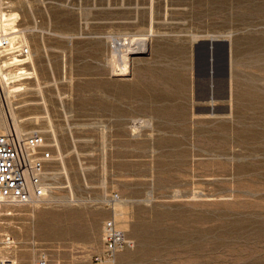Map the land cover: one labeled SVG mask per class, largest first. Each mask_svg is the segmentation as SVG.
<instances>
[{"label":"rangeland","instance_id":"1","mask_svg":"<svg viewBox=\"0 0 264 264\" xmlns=\"http://www.w3.org/2000/svg\"><path fill=\"white\" fill-rule=\"evenodd\" d=\"M0 11L16 12L30 48L18 66L0 57L24 86L7 97L53 154L45 201L0 203V255L264 264V0H0ZM208 32L231 42V97L213 109L193 76L195 36ZM114 39H133L124 74ZM18 67L37 75L17 80ZM107 220L125 243L96 261Z\"/></svg>","mask_w":264,"mask_h":264},{"label":"built area","instance_id":"2","mask_svg":"<svg viewBox=\"0 0 264 264\" xmlns=\"http://www.w3.org/2000/svg\"><path fill=\"white\" fill-rule=\"evenodd\" d=\"M29 46L19 37L0 35V57L5 55L9 67L26 63ZM14 57L19 59L13 61ZM53 154L45 135L40 130L19 134L14 127L0 132V202L8 204H30L43 202L51 190L49 172ZM1 243L11 248L14 244L9 235ZM125 236L111 220L103 225L102 250L94 255L96 261L112 259L124 245ZM0 264H22L10 253L0 255ZM34 264H48L45 254L35 258Z\"/></svg>","mask_w":264,"mask_h":264},{"label":"bare ground","instance_id":"3","mask_svg":"<svg viewBox=\"0 0 264 264\" xmlns=\"http://www.w3.org/2000/svg\"><path fill=\"white\" fill-rule=\"evenodd\" d=\"M16 12H10V13H6L4 11H0V35L1 34H9L12 37H15L16 35H18V32H21V30H19L18 28L14 27V20L16 17ZM200 36H206L207 38H220L219 36H230V33H225V34H218V33H205V34H199L195 36V40L200 39ZM143 44H141L137 49H135V51L138 52H142L144 51L146 44H145V37L141 38ZM113 53H117L119 52V56L122 60V68L120 67L119 71L124 74L126 73L127 70V63H128V54L133 51L134 49H132V43H133V39H125V40H113ZM125 48V49H123ZM220 49V47H219ZM217 51V50H216ZM218 52H215V55L212 53V55L215 58V62L213 64V66L215 67V71H216V75L215 78H213L211 80V82H215V83H219V79H220V74H219V70H220V52L219 55H217ZM29 56L30 54L26 57V61H29ZM118 56V57H119ZM197 67L198 70L201 72L202 70H204L203 68V55L201 53V51L197 52ZM19 59H16L14 57L13 61H18ZM115 61V60H114ZM113 62V61H111ZM120 63V62H119ZM6 66V62H3V64H0V90L3 91L4 93V97L2 94V98L4 101V112H3V117L0 118V126H4L5 129L10 126V127H14V129L19 133V134H25L26 132H23L21 127L18 124V117L15 115L12 105L10 103V100L7 97V94H13L14 91H19L21 89H24V86H22V83H15V84H9V80L7 77V73L2 70V67ZM17 73L16 76L17 80L19 79H23V78H27V77H31V76H36V71L33 70L31 72H27L26 70H24L23 67H18L17 69ZM14 70V71H16ZM13 71V75L14 74ZM33 74V75H31ZM10 76V75H9ZM11 77V76H10ZM216 84V86H217ZM5 98H6V103L5 104ZM207 101L210 104L211 109H213V105H215L216 100L213 99H209V100H204ZM210 113V112H209ZM214 112H211L210 114H213ZM4 129V130H5ZM4 130L0 129V132H3ZM30 132V131H29ZM28 133V132H27ZM69 183V182H68ZM72 192V191H70ZM73 194V193H72ZM1 203V202H0ZM117 214V213H116Z\"/></svg>","mask_w":264,"mask_h":264},{"label":"water","instance_id":"4","mask_svg":"<svg viewBox=\"0 0 264 264\" xmlns=\"http://www.w3.org/2000/svg\"><path fill=\"white\" fill-rule=\"evenodd\" d=\"M220 47V49H219ZM217 50V51H216ZM203 55L201 72L197 67V52ZM215 52H220V88L219 83L211 82L216 71L213 66ZM195 99L199 101L213 99L216 102L229 100L231 97V42L228 38H200L195 40L192 49ZM217 84V86H216Z\"/></svg>","mask_w":264,"mask_h":264},{"label":"crops","instance_id":"5","mask_svg":"<svg viewBox=\"0 0 264 264\" xmlns=\"http://www.w3.org/2000/svg\"><path fill=\"white\" fill-rule=\"evenodd\" d=\"M219 88H220V79H219Z\"/></svg>","mask_w":264,"mask_h":264}]
</instances>
